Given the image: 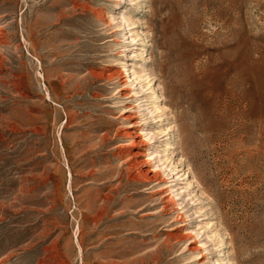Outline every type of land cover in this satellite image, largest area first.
Masks as SVG:
<instances>
[{
	"label": "rangeland",
	"instance_id": "rangeland-1",
	"mask_svg": "<svg viewBox=\"0 0 264 264\" xmlns=\"http://www.w3.org/2000/svg\"><path fill=\"white\" fill-rule=\"evenodd\" d=\"M0 264H264V0H0Z\"/></svg>",
	"mask_w": 264,
	"mask_h": 264
},
{
	"label": "bare ground",
	"instance_id": "bare-ground-1",
	"mask_svg": "<svg viewBox=\"0 0 264 264\" xmlns=\"http://www.w3.org/2000/svg\"><path fill=\"white\" fill-rule=\"evenodd\" d=\"M145 180L147 181V179L145 178Z\"/></svg>",
	"mask_w": 264,
	"mask_h": 264
}]
</instances>
